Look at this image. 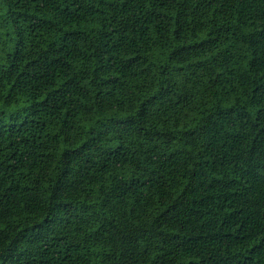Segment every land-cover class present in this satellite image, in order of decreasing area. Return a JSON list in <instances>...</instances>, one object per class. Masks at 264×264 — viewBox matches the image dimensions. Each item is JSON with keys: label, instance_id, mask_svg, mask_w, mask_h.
<instances>
[{"label": "trees", "instance_id": "trees-1", "mask_svg": "<svg viewBox=\"0 0 264 264\" xmlns=\"http://www.w3.org/2000/svg\"><path fill=\"white\" fill-rule=\"evenodd\" d=\"M0 264H264V0H0Z\"/></svg>", "mask_w": 264, "mask_h": 264}]
</instances>
